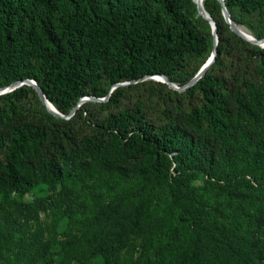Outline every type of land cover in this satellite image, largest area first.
<instances>
[{"label":"trees","instance_id":"trees-1","mask_svg":"<svg viewBox=\"0 0 264 264\" xmlns=\"http://www.w3.org/2000/svg\"><path fill=\"white\" fill-rule=\"evenodd\" d=\"M214 1L209 6L205 0V7L217 24L216 60L195 84L183 93L175 91L189 99V118L170 115L167 122L158 123L141 104L108 114L100 113L99 107L122 104L127 87L121 83L156 74L179 86L191 80L192 76L183 75L190 59L200 58L203 65L214 48L209 21L200 18L206 24L202 30L192 18L194 0H0V87L35 79L50 101L70 115L60 118L55 127L36 126L24 122L16 105L30 93L37 96L32 85L0 94V181L27 190L32 183L23 169L32 167L36 157H42L53 181L63 180L62 165L84 155L141 164L150 182L166 181L181 191L191 171L188 162L203 154L211 176L217 142L235 134L243 135L236 152L242 150L254 165L259 163L264 174V134L260 133L264 48L248 42L246 62L237 71L240 77L228 76L223 66L232 47L231 28L221 2ZM225 4L235 21L236 11L264 13V0H225ZM255 34L264 37V32ZM86 96L109 98L81 102ZM186 122L204 126L203 133L196 134ZM83 124L91 127V134ZM226 172L230 174L225 167ZM240 176L218 185L239 192ZM263 211L250 218L255 229L249 244L237 239L235 228L212 229L213 220L207 223L199 213L193 222H199L197 230L205 233L195 230L197 251L223 255L226 260L220 258L221 264H248V248L249 256L261 259L264 241L255 230L264 227Z\"/></svg>","mask_w":264,"mask_h":264},{"label":"rangeland","instance_id":"rangeland-1","mask_svg":"<svg viewBox=\"0 0 264 264\" xmlns=\"http://www.w3.org/2000/svg\"><path fill=\"white\" fill-rule=\"evenodd\" d=\"M214 3L209 0L208 5ZM234 16L238 25L254 35L264 32V13L236 11ZM192 18L200 29L206 30L197 6L192 10ZM230 30L232 47L224 56L223 67L228 76L240 77V65L247 59L245 49L251 48V44ZM189 62L183 75L193 78L202 67L201 59L191 58ZM260 84L264 91V82ZM124 86L127 89L122 104L99 107L100 113L141 104L158 123L167 122L170 115L185 121L189 118V99L175 92L185 90L150 76ZM16 103L24 122L36 126L55 127L63 118L48 111L39 94L30 93ZM261 104L260 133L264 134V98ZM189 123L186 125L196 134L203 133L204 126ZM82 126L85 132L92 133L87 124ZM240 135L219 139L211 176L206 172L205 156L195 155L187 164L191 171L186 176L187 186L181 191L171 182L172 187L166 181L159 185L150 182L148 171H143L141 164L84 155L64 163L63 180L53 181L45 172L42 157H36L32 167L23 169L32 183L27 190L0 181V264H221L220 258L226 260L223 255L213 257L197 251L194 233L200 231L204 235L205 229L197 230L199 222L193 219L200 213L207 223L213 220L212 229L235 228L237 239L249 244L255 229L250 218L264 210V174L259 163L254 165L242 150L236 152L239 140L243 139ZM225 167L230 174L223 173ZM238 175L239 192L222 186ZM255 231L264 241V227ZM245 254L248 264H264V255L261 259L251 257L249 248Z\"/></svg>","mask_w":264,"mask_h":264},{"label":"water","instance_id":"water-1","mask_svg":"<svg viewBox=\"0 0 264 264\" xmlns=\"http://www.w3.org/2000/svg\"><path fill=\"white\" fill-rule=\"evenodd\" d=\"M222 4V12L223 15L226 19V21L229 23L230 28L236 32L237 34L241 35L242 37H244L247 41L256 44L260 47L264 48V37L263 38H255L254 41L250 40L249 38L245 37L242 30L240 29V25H238L236 23V21L232 18L226 4H225V0H219ZM198 10L202 13L203 17L205 19H207L211 25L212 28V32L214 35V48L212 51V56L209 57L207 59V61L202 65V67L199 69V71L196 73V75L184 86H179L176 83L172 82L168 76L166 75H162V74H156V75H151L150 77H153L157 80L163 81L168 83L172 88L178 89V90H185L186 88H188L189 86L195 84L201 77H203V75L207 72V70L210 68V66L215 62L216 60V55H217V45L219 42V36H218V32H217V24L215 19L213 18V16L206 10V8L204 7L203 3L200 2V4L197 5ZM23 84H28V85H32L36 91L38 92L42 102L45 104L46 108L48 111H50L52 114H54L55 116L58 117H63V118H69L70 115H67L65 113H62L51 101L50 99L47 97V95L45 94V92L42 90V88L40 87V85L38 84V82L35 79H26L23 81H17L12 83L11 85H7L4 87H0V94L3 93H7L10 92L14 89H16L17 87L23 85ZM121 84H125V83H121ZM117 87V85L114 86L113 89H115ZM108 97L104 98V99H108ZM98 100L101 101L102 98H96V97H91V96H86L83 97L81 102L86 101V100ZM80 102V104H81Z\"/></svg>","mask_w":264,"mask_h":264},{"label":"bare ground","instance_id":"bare-ground-1","mask_svg":"<svg viewBox=\"0 0 264 264\" xmlns=\"http://www.w3.org/2000/svg\"><path fill=\"white\" fill-rule=\"evenodd\" d=\"M197 4H200V2L203 3L204 7H205V0H194ZM206 8V7H205ZM207 10V9H206ZM200 14L202 15V13L200 12ZM203 16V15H202ZM240 29L242 30L243 34L245 37L249 38L250 40L254 41L255 38H257L253 33H251L249 30L245 29L242 26H239ZM212 56V55H211ZM210 56V57H211Z\"/></svg>","mask_w":264,"mask_h":264}]
</instances>
